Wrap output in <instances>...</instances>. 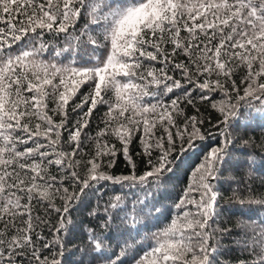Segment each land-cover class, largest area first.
<instances>
[{"label":"snow or ice","instance_id":"1","mask_svg":"<svg viewBox=\"0 0 264 264\" xmlns=\"http://www.w3.org/2000/svg\"><path fill=\"white\" fill-rule=\"evenodd\" d=\"M257 129L264 0H0V264H264Z\"/></svg>","mask_w":264,"mask_h":264},{"label":"trees","instance_id":"2","mask_svg":"<svg viewBox=\"0 0 264 264\" xmlns=\"http://www.w3.org/2000/svg\"><path fill=\"white\" fill-rule=\"evenodd\" d=\"M261 131H264L262 129H257L256 135H260ZM194 161H188L183 167H188L189 164L193 163ZM262 177L259 176V174L254 173L253 180L256 184L260 182V179ZM185 181V176L183 172H180L175 180V183L179 185V187H183V182ZM221 183L224 185V192H222V196L225 198L221 200V222L225 224V226L236 228L240 224L245 223L246 221L243 220V218L240 217H234L231 215V212L239 207V205H231L226 202L227 196L231 195V193L228 191L229 184H232L233 187H235V182L231 180L227 173H225L224 177L221 178ZM179 188L177 189V191ZM163 191V190H161ZM165 203H168V201H165ZM255 208V206H253Z\"/></svg>","mask_w":264,"mask_h":264}]
</instances>
